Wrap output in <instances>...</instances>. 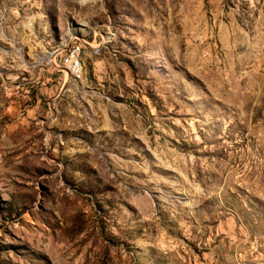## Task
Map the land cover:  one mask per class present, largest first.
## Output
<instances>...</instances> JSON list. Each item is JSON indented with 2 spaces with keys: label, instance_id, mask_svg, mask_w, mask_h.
Instances as JSON below:
<instances>
[{
  "label": "rangeland",
  "instance_id": "374dc122",
  "mask_svg": "<svg viewBox=\"0 0 264 264\" xmlns=\"http://www.w3.org/2000/svg\"><path fill=\"white\" fill-rule=\"evenodd\" d=\"M0 264H264V0H0Z\"/></svg>",
  "mask_w": 264,
  "mask_h": 264
},
{
  "label": "built area",
  "instance_id": "2783aa9c",
  "mask_svg": "<svg viewBox=\"0 0 264 264\" xmlns=\"http://www.w3.org/2000/svg\"><path fill=\"white\" fill-rule=\"evenodd\" d=\"M71 62L73 64V69L76 71L80 70V47H74L71 50Z\"/></svg>",
  "mask_w": 264,
  "mask_h": 264
}]
</instances>
